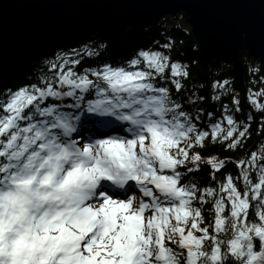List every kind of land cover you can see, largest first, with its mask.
<instances>
[{
    "label": "snow or ice",
    "instance_id": "6c2138e0",
    "mask_svg": "<svg viewBox=\"0 0 264 264\" xmlns=\"http://www.w3.org/2000/svg\"><path fill=\"white\" fill-rule=\"evenodd\" d=\"M91 2L131 12L159 0ZM202 2L229 8L199 21L200 39L189 10L173 11L191 23V64L216 40L264 45V0ZM144 23L116 14L22 64L38 76L0 81V264H264V144L244 148L255 117L237 118L227 79L211 84L219 113L196 92L185 101L189 64L171 38L113 58L117 37ZM82 55L96 66L77 71ZM261 98L248 90L256 113ZM208 141L243 155L204 157ZM202 164L203 187L187 179Z\"/></svg>",
    "mask_w": 264,
    "mask_h": 264
},
{
    "label": "water",
    "instance_id": "95a60500",
    "mask_svg": "<svg viewBox=\"0 0 264 264\" xmlns=\"http://www.w3.org/2000/svg\"><path fill=\"white\" fill-rule=\"evenodd\" d=\"M178 7L187 8L191 13L190 20L197 22L194 30L197 39L201 38L199 21L211 13L226 14L229 8L202 0H159L156 4L128 12L120 5L99 4L91 0H0V81H7L24 67L23 63L38 57L50 45L74 40L116 14H127L140 23L147 22L141 26L144 28L157 25L167 15L184 14L182 11L173 12ZM259 7L256 6L257 10ZM186 22L191 25L187 18ZM243 48L248 56L264 65V45L259 42L250 50L247 45H240L233 52L226 43L216 40L202 46L201 58L212 67H218L221 62L230 64L234 74L243 78Z\"/></svg>",
    "mask_w": 264,
    "mask_h": 264
},
{
    "label": "trees",
    "instance_id": "16d2710c",
    "mask_svg": "<svg viewBox=\"0 0 264 264\" xmlns=\"http://www.w3.org/2000/svg\"><path fill=\"white\" fill-rule=\"evenodd\" d=\"M191 25L186 22V16L184 14H177L176 16H165L163 17L158 25L153 27H147L133 33H128L123 38L115 42V47L112 48L111 55L113 58H119L121 56L127 58L128 54L133 48L138 46H148L152 41L158 42L160 45L168 42L171 38L173 42L172 54L174 57L182 58L183 63L189 64V77L187 80H183L184 91L186 94L183 99L186 101L188 95L192 92H196L200 96L206 97V102L203 104V108L206 111H215L219 113L220 105L215 101L208 99L212 95L211 84L213 80H224L230 81V88L232 89L231 95H234L241 101V112L237 113L236 116L239 119H243L245 114L253 115L254 121L251 122L250 132L251 137L244 142L245 149H251L252 151L259 152L260 145L264 144V136L259 132L258 125L261 122V117L264 113H256L254 109L248 104L246 96L248 90L257 92L264 90V65L257 59L247 56L246 48L241 50V60L244 64L245 75L243 78L238 77L234 74L232 67L221 63L218 68H213L204 59L200 58L193 65L187 59L191 55L190 50V38L186 35L185 29H190ZM68 48H78L77 44H69ZM55 52V51H54ZM81 63L77 67V71L87 69L88 67H95V62L92 58L87 56H81ZM195 59V57H193ZM33 65H39V61L32 63ZM25 72L29 77L38 76L39 73L34 69L28 71L26 67L17 70L6 83L9 86L12 85L13 81L18 80ZM33 82L35 80L33 79ZM202 86V87H201ZM174 91V90H173ZM231 95L225 97L221 103L228 104L229 108L231 105ZM49 102H55L52 98H49ZM261 102H264V98H261ZM207 119V118H204ZM203 122V121H202ZM201 152V155L207 157L209 155H216L218 158H224L225 156H232L235 159L238 156L243 155V150L237 148L236 150L229 152L225 150L218 142L213 144L208 141L203 149H196ZM229 171L233 175L236 174L232 166H229ZM210 168L202 164L201 170L195 172L187 177L188 180L198 182V186H205L208 183V173ZM219 179V176L217 177ZM207 212V208H205Z\"/></svg>",
    "mask_w": 264,
    "mask_h": 264
},
{
    "label": "bare ground",
    "instance_id": "6f19581e",
    "mask_svg": "<svg viewBox=\"0 0 264 264\" xmlns=\"http://www.w3.org/2000/svg\"><path fill=\"white\" fill-rule=\"evenodd\" d=\"M168 16V15H167ZM169 16H173V15H169ZM156 26V25H155ZM147 27H153V26H145L144 28H147ZM144 28H141V29H144ZM140 29V30H141ZM140 30H137V31H140ZM128 33H126V34H123V36L121 37V38H123L124 36H126ZM55 51V49L53 50V52ZM241 55H242V53H241ZM248 56V55H247ZM248 57H251V56H248ZM43 59V58H42ZM241 62H242V60H241ZM221 63H223V64H226V65H229V66H231L230 64H227V63H224V62H221ZM221 63L219 64V66L218 67H220L221 66ZM243 63V62H242ZM244 65V64H243ZM218 67H213V68H218ZM232 67V66H231ZM233 69V68H232Z\"/></svg>",
    "mask_w": 264,
    "mask_h": 264
}]
</instances>
